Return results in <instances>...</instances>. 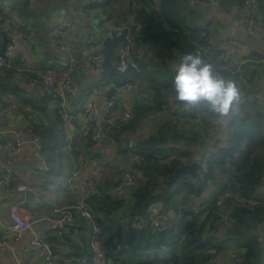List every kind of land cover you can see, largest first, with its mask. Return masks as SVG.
I'll return each instance as SVG.
<instances>
[{"label":"trees","instance_id":"1","mask_svg":"<svg viewBox=\"0 0 264 264\" xmlns=\"http://www.w3.org/2000/svg\"><path fill=\"white\" fill-rule=\"evenodd\" d=\"M4 1L10 2L13 13L38 17L39 9L32 6L31 0ZM206 1L89 0L83 5L80 20L90 9H101L111 15L115 6L119 23L128 27L130 41L124 43V54L118 51L119 44L114 49L117 72L89 79L79 89L75 87L69 97L71 110L77 109L94 87L109 89L126 82L137 83L139 92L151 95V103H137L132 119L114 134L117 144L114 164L100 159L104 166L96 193L87 198L93 219L76 214L69 251L64 254L65 264H94L101 252L114 264H264V191L259 188L264 176V103L258 98L249 99L256 74L253 60L259 54L248 55L242 71L235 72L229 58L226 63L230 66L220 69L189 40L180 39L181 32L189 31L196 38L198 31L205 29L208 35L203 40L210 41L211 32L218 31L211 19L210 5L217 6L226 16L236 10L235 18L243 23L253 16L254 26L255 22L260 25L264 35V0H255L253 5L250 0H215L214 4ZM76 4L79 6V1ZM215 19L222 24L218 17ZM165 22L173 28H166ZM181 53L199 55L204 63L212 65L214 72L233 80L240 89L241 113L234 111L226 123L220 124L217 152L201 147L210 136L208 128L213 112L203 104L190 106L176 100L174 77ZM57 66L61 72L65 69L59 59L49 66L41 62L35 69L45 71ZM32 73L19 60L2 67L0 105L14 102V110L18 112L28 105L43 115L39 122L30 117L28 127L42 136V156L50 168L46 172L50 177L34 184L49 189L54 177L65 181L62 173L71 156L87 155L90 148L93 160L101 155L92 139L83 152L81 147L75 148L80 146L76 141L69 145L57 84L33 95L22 85V79ZM78 73L87 72L75 71V80ZM80 80L82 77L79 83ZM140 123L142 128L136 130ZM125 130L133 132L131 146L123 138ZM198 151L200 158L206 159V169L172 180L176 168L193 161ZM129 164L139 169L142 179L113 196ZM69 174L65 170L64 175ZM64 189L68 192L66 183ZM40 191L42 197L44 193ZM226 191L234 195L225 203L232 219L221 227L216 200ZM152 206L159 209L156 215L162 221V229L151 223ZM138 219H142V227L134 225ZM235 252L237 261L219 262L220 257Z\"/></svg>","mask_w":264,"mask_h":264},{"label":"built area","instance_id":"2","mask_svg":"<svg viewBox=\"0 0 264 264\" xmlns=\"http://www.w3.org/2000/svg\"><path fill=\"white\" fill-rule=\"evenodd\" d=\"M250 1L252 3L251 5L255 3V0ZM214 2L215 0L206 1L208 4H214ZM95 12L98 13V16L100 17L99 28L102 33L101 38L97 40L93 38L87 39L81 56L78 58L74 57L71 47L68 45L67 40H65L66 29L69 25H71V23L61 21L53 25L50 32V39L53 43L54 50L59 56L58 59L65 68L62 71V77L60 79L57 78L55 72L52 70L42 72L34 69L32 67L33 62L29 61V57L26 53H22L19 56L15 54L17 41H26V39L29 37V33L21 28H15L13 32L9 34L6 47L0 52V69L6 66H12L14 62L19 59V61L25 66L26 70L33 72L27 78V86L35 89H41L43 87L57 84V91L61 97L60 104L65 118L66 127L73 129L74 126H70H72L75 121L80 122L81 120H84L90 124L93 140L100 142L105 138V132L102 128V124L106 119L101 115V103H106L110 114H112L117 109V107L123 103L125 109L122 111L119 123H127L132 119L136 105L133 103V101L131 103H125V94L129 89L137 91L138 84L126 82L118 87L116 86V93L111 98L107 96V92L110 90V88L106 89L94 87L86 100L83 101L80 109L77 108L76 110L74 108L75 110H71L69 97L76 91V88L74 87L75 71L79 69H87L94 65H101L102 67L103 54L101 53V49L103 48L104 40L109 37L120 36L126 29L125 25L119 23L113 7L111 8V15H108V13L102 11L101 9H97ZM252 19L253 16H251L247 22V32L250 36H258L259 31L256 26H254ZM164 26L166 28H171L168 22H165ZM207 35L208 31L201 29L198 31L196 38H193L191 35L189 36L188 43L195 45L201 51L204 57L208 61L215 63L218 68L226 69L229 67L230 65L226 63L227 59L229 58V61L231 59L234 60V62L231 63L233 66H235V72L242 71V64L246 60L237 57L236 54L228 51L227 49L217 48L213 44L205 42L203 39ZM128 41H130L129 33L126 36V40L119 43L118 51L120 53H125L126 46L124 43ZM236 43L237 42L234 38L228 39V44L230 46H233ZM184 55V53H181L180 58L182 59ZM220 75L222 76L221 73ZM170 104H172L171 101ZM237 113H241L240 108L237 110ZM210 121L211 124L208 128L210 136L207 145L211 152H217L218 146L220 145L217 142V135L221 123L217 122L218 117L215 113H213ZM140 128H142L141 123L138 125L136 130H139ZM2 134L11 135L12 142L10 148L13 153H19L26 145H29L35 157L41 161L43 168L48 169L45 159L42 156L43 138L40 134L35 133L27 126H21L17 128H0V135ZM71 144L72 141L69 142V145ZM77 150H79V148ZM199 161L202 164V168L199 170H205L207 167L206 159L200 158ZM0 165L3 171V175L0 178V185L2 188L9 190L12 187L13 178L16 176L21 181L16 184L15 188L22 193L30 191L33 194V203H37L40 196L36 187L34 186V183L22 175L20 170L16 169L14 166L3 161L2 159H0ZM100 177L101 167L99 171H96L95 164L91 160L84 157H79L77 163L73 166L70 174L67 177L68 191L71 197L74 199L73 204L63 205L56 208L52 215L27 218L23 214L22 209L27 203H29V200H27L24 196L16 200L10 210L12 224L5 228L4 234L0 232V249L9 247L13 243L20 242L23 237L27 235L30 238V245L36 250L43 251L44 260L47 264H61L52 257L51 249L49 247L50 242L46 237V233L54 232V235H57L59 239L58 245L60 247L65 246V249L68 248L70 242L69 237L73 236L72 227L75 223L76 214H81L83 217L90 220L93 219L91 208L87 203V198L96 192L95 186L96 183L99 182ZM141 179L142 177L139 169L134 164H129L123 174V180L119 186L113 190V196L118 195L121 190L128 186L137 185ZM263 181L264 176L261 183H263ZM233 196L234 195L232 192L226 191L216 200V204L219 207L218 224L221 227L228 225L232 219L229 210L225 206V203L227 199H230ZM240 202L242 201L240 200ZM151 209L153 211L151 223L154 227H159L162 229V221L159 216L156 215V213L159 212L158 207L152 206ZM143 224L144 223L142 219H138L134 223L135 226L140 227H142ZM93 246L96 247L94 244ZM104 255L105 254L103 252L99 253L94 264H114L110 259H105Z\"/></svg>","mask_w":264,"mask_h":264},{"label":"crops","instance_id":"3","mask_svg":"<svg viewBox=\"0 0 264 264\" xmlns=\"http://www.w3.org/2000/svg\"><path fill=\"white\" fill-rule=\"evenodd\" d=\"M76 1H79V6L76 4ZM89 0H31L33 3V7L39 9L37 11L38 17L29 18L28 16L19 15L17 12L14 13L11 10V6H9V1L6 2L4 0H0V51L5 44L6 40L10 33L13 32L15 28L24 29L27 33H29V37L26 41H17L15 54L19 56L22 53H26L29 57V61L33 62L32 67L35 69L39 63L46 62L49 66L55 60L58 61V54L54 50L53 43L51 42L50 32L54 24L57 22L63 21H71V25H69L66 29L67 43L71 47V51L74 57L78 58L82 53L86 41L89 38H93L95 40L100 39L101 36H97L93 30V26L100 21L96 15L94 10H88L86 15L80 16L83 20H80L79 13L82 14L80 11L83 9V5L87 3ZM114 9V7H113ZM210 10V9H209ZM211 11V10H210ZM236 10L230 13L228 16L221 14L225 19L215 15L214 13L211 14L213 18V25L218 27V31L216 33H212L209 35L208 39L209 43L217 46L218 48L227 49L230 52H233L237 55V57L247 60L248 57H252L253 55L257 56L256 59L253 60L255 63L253 65V72L256 71L254 81H253V93L250 94L249 99L258 98L260 103H264V35L262 34V27L255 22V26L259 31L258 36H252L255 44L257 45L256 49H250L245 46L238 38H236L232 33V28L235 29L238 33L242 34V31L246 32V35H249L246 29L247 22L243 23L241 19H236L235 14ZM216 17H218L222 24L216 23ZM261 17V15H259ZM62 19V20H60ZM77 21H76V20ZM11 21V22H9ZM76 21V22H75ZM169 23V22H168ZM170 24V23H169ZM223 24L225 26H223ZM246 24V25H245ZM212 25V26H213ZM171 26V24H170ZM171 28H173L171 26ZM72 32L70 35L67 32ZM102 35V33H101ZM192 35L188 33V31H184L180 33V39L187 41L189 36ZM227 38H234L236 40V44L230 46L228 44ZM262 49L263 52L259 50ZM19 60V59H18ZM230 62H234L233 59ZM247 62V61H245ZM244 62V63H245ZM49 68V67H48ZM47 68V69H48ZM42 71L46 72L48 70H52L55 72L58 79L62 77V72L59 70V67L52 68L48 70ZM41 71V70H40ZM87 73H78L76 74V87L79 89L80 84L87 83L90 80H96L102 75H105L103 65H94L90 66L86 69ZM42 74V73H39ZM30 75V74H29ZM29 75H26L22 79V85L26 86L25 89L34 93L33 95H38L44 91V87L41 89L31 88L26 85V81ZM79 77H82V80L79 81ZM249 77V76H248ZM78 82V83H77ZM78 84V85H77ZM118 87V86H117ZM151 103V95H146L144 93L139 92L138 90L129 89L126 91L125 94V103ZM80 104L78 108L80 109ZM15 103H11L8 106L0 105V128H9V127H21L27 126L29 124L30 117L33 116L36 121H41V118H44L43 115L39 112L30 108L28 105L22 107V111L18 112L14 110ZM125 109V106L120 104L117 109L110 114L109 109L106 106L105 102L101 103V115L105 117V121L102 124V128L105 132V138L102 139L100 142L93 140L92 138V131L90 129V124L84 120L75 121L74 128L71 133H69V128L66 127L67 135L72 140L76 141L82 148V152L85 151V144L90 143L91 139L92 142L94 141L95 147L98 149L97 151L101 155L98 160H93L90 156L89 152L87 155L79 154L77 156H71L72 158L69 159L68 164L63 170V178L65 181L62 183V178H53V180L48 184L49 189H42V186L39 187L37 184L34 186L36 187L39 193V200L37 203H33L34 198L31 199L25 196V193L18 191L15 186L21 180L14 176L12 187L8 190L2 188L0 185V232L4 234L5 228L12 224V219L10 216V210L14 205L15 201L20 199L24 196L29 203H27L22 212L27 218L44 216V215H52L54 210L58 207L63 205H70L74 202V199L64 189L65 183L67 184V177L65 174V170L71 172L73 166L77 163L79 157H84L91 160L95 164V170L99 171L101 167V171L103 170V166L100 163V159L105 160L106 156H109V153H112L113 156L114 152L116 151V140L114 139V134L125 127L126 123H119L120 116L122 115V111ZM237 109L235 113H237ZM75 110V109H74ZM77 110V109H76ZM76 112V111H74ZM150 126V123L147 124ZM219 137H220V128H219ZM123 138H125V142L127 146H131L133 143L134 135L133 132L130 130H125L123 134ZM213 138V137H212ZM211 139V138H210ZM221 139V137H220ZM71 140V139H70ZM71 140V141H72ZM209 138H207L201 145L202 148L208 149V143L205 144ZM11 142L12 137L11 135H0V159L3 161L11 164L16 169L21 171V174L24 175L28 180L32 181V183L39 182L42 183L44 179L48 176L46 172L49 171L48 169H44L41 165V161L35 157L32 152V149L29 145H26L21 152L13 153L11 150ZM205 144V145H204ZM78 149V148H77ZM87 152V150H86ZM92 154V153H91ZM199 151L194 154L193 159L200 160ZM46 162V161H45ZM47 164V163H46ZM42 166V167H41ZM68 169V170H67ZM51 174V173H49ZM124 174V173H123ZM122 174V175H123ZM3 175L2 167L0 165V178ZM50 177V175L48 176ZM262 181V180H261ZM261 183V182H260ZM68 186V184H67ZM259 188L261 191H264V181L260 184ZM42 190V197L41 191ZM44 198V199H43ZM69 201V202H67ZM56 240L50 241V237H54ZM46 237L51 244H56L57 247L55 249H51L52 257L59 261L61 264H65L63 261L65 260L64 254L69 251V247L65 249V246L60 247L58 245L59 239L57 235H54V232L46 233ZM49 245V247H50ZM61 252V255L55 254L56 252ZM237 253H229L226 257H220L219 262H235L234 260ZM0 264H47L44 260V253L41 250H36L30 245V238L29 236L25 235L20 242L13 243L9 247H4L0 249Z\"/></svg>","mask_w":264,"mask_h":264},{"label":"clouds","instance_id":"4","mask_svg":"<svg viewBox=\"0 0 264 264\" xmlns=\"http://www.w3.org/2000/svg\"><path fill=\"white\" fill-rule=\"evenodd\" d=\"M176 100L186 105L203 104L218 117V123L237 109L240 89L230 79L214 72L212 65L204 63L199 55L189 53L183 56L174 77Z\"/></svg>","mask_w":264,"mask_h":264},{"label":"water","instance_id":"5","mask_svg":"<svg viewBox=\"0 0 264 264\" xmlns=\"http://www.w3.org/2000/svg\"><path fill=\"white\" fill-rule=\"evenodd\" d=\"M128 34V27L124 30L122 35L120 36H114L106 38L103 42V48L101 49V53L103 54V69L106 74L117 72V69L113 63V52L115 47L126 40V36ZM8 42V39L6 40L5 44L3 45L1 51H3L6 47V44ZM0 51V52H1ZM116 93V86L113 85L110 90L107 92V96L111 98ZM209 141H207L205 144H207ZM204 144V145H205ZM202 168V164L200 161L194 159L190 163H185L180 166H178L175 170V172L171 175L172 180L178 179L181 176L185 174H192L196 175L198 170ZM25 196L28 198H32L33 194L30 191H26ZM57 247L56 244H51L50 248L55 249Z\"/></svg>","mask_w":264,"mask_h":264},{"label":"rangeland","instance_id":"6","mask_svg":"<svg viewBox=\"0 0 264 264\" xmlns=\"http://www.w3.org/2000/svg\"><path fill=\"white\" fill-rule=\"evenodd\" d=\"M42 1H43V0H42ZM209 8H210V10H211L212 13H214L215 15H217V16H219V17L225 19L221 14H219V9H218L217 6L210 5ZM114 12H115V14H117L116 9H115V6H114ZM96 15H99V14L96 13ZM60 20H62V19H60ZM62 21H63V20H62ZM99 22H100V21H97V23L93 26V30H94V32H95V34H96L97 36H99V35L101 36V30H100V28H99ZM68 33H69V35H70L72 32H70V30H69V32H67V34H68ZM232 33H233V35H234L236 38H238V39H239V40H240L245 46H247V47L250 48V49H256L257 45L255 44V41H254L253 37L250 36V35H246V32H245V31H242V34H241V33H238L235 29L232 28ZM67 37H69V36L66 35L65 40H67ZM259 51H260V52H263L262 49H260ZM73 126H74V124H73L72 126H70V127H73ZM68 130H69V133L72 132V130H70V129H68ZM89 130H90V129H89ZM70 139L72 140V138H70ZM73 141H74V140H72V142H73ZM75 148H77V146H76ZM110 155H112V153H109V156L107 155L106 158H105V160L109 161L110 165H112V164H114V162H115V160H114L115 157L110 156ZM112 159H113V160H112ZM110 160H111V161H110ZM197 183H199V182H197ZM95 193H96V192H95ZM160 229H161V228H160Z\"/></svg>","mask_w":264,"mask_h":264}]
</instances>
